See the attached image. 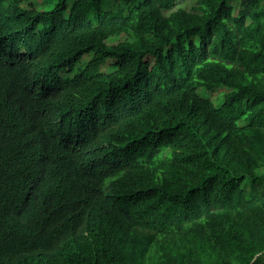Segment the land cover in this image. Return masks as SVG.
Returning <instances> with one entry per match:
<instances>
[{
  "label": "trees",
  "instance_id": "trees-1",
  "mask_svg": "<svg viewBox=\"0 0 264 264\" xmlns=\"http://www.w3.org/2000/svg\"><path fill=\"white\" fill-rule=\"evenodd\" d=\"M263 2L0 0V264H260Z\"/></svg>",
  "mask_w": 264,
  "mask_h": 264
},
{
  "label": "rangeland",
  "instance_id": "rangeland-1",
  "mask_svg": "<svg viewBox=\"0 0 264 264\" xmlns=\"http://www.w3.org/2000/svg\"><path fill=\"white\" fill-rule=\"evenodd\" d=\"M235 1L237 2V1H239V0H235ZM179 2H180V3L183 2V3L185 4V6L188 7V6H190V4H192L193 0H179ZM24 4H25V3H24ZM263 4H264V2H263ZM51 5H52V1L47 2V4H41L40 7H41V8H45V7H49V6H51ZM114 40L116 41L117 38L115 37ZM215 94H216V92H215ZM260 264H264V260H263Z\"/></svg>",
  "mask_w": 264,
  "mask_h": 264
}]
</instances>
